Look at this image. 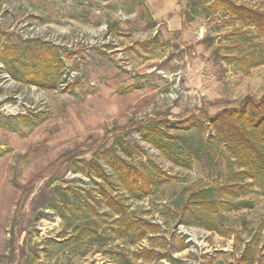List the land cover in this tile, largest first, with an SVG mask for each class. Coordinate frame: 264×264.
Returning a JSON list of instances; mask_svg holds the SVG:
<instances>
[{
    "label": "rangeland",
    "instance_id": "rangeland-1",
    "mask_svg": "<svg viewBox=\"0 0 264 264\" xmlns=\"http://www.w3.org/2000/svg\"><path fill=\"white\" fill-rule=\"evenodd\" d=\"M0 55V264H264V195L222 191L224 160L169 158L171 142L209 143L208 116L264 95V61L233 58L264 60L255 27L213 0H0ZM142 120L181 122L169 150ZM108 158L145 171V189Z\"/></svg>",
    "mask_w": 264,
    "mask_h": 264
},
{
    "label": "trees",
    "instance_id": "trees-1",
    "mask_svg": "<svg viewBox=\"0 0 264 264\" xmlns=\"http://www.w3.org/2000/svg\"><path fill=\"white\" fill-rule=\"evenodd\" d=\"M213 5L217 9H225L235 20L244 25L255 27L259 31V34L264 37V9H259L237 0H213ZM230 35H240L245 39L246 33L240 30H233ZM206 39L209 40L208 38ZM234 42L236 46H240L238 40ZM4 57V55H0V61L4 60ZM227 57L229 56L225 55V58ZM233 58L244 60V62L248 63L249 67H253L264 61L261 58H257V60L254 57L233 56ZM27 76L29 81L35 83L34 72L29 73ZM186 121L190 124L195 123V119L192 117ZM205 121L209 122L214 130V133L210 134L209 143L202 137L197 142L196 147L193 143L185 141L184 138L182 139L185 142L182 144L171 142L169 158L174 163L183 167L192 166L195 158L203 159L205 157L209 164L213 162L217 164L218 161L224 160L229 176V184L221 186L220 189L222 191L235 197L243 196L255 190L264 195V95L257 99L246 96L241 101L240 106L224 108L215 115L208 116ZM180 123L169 120L160 122L142 120L138 126L144 141L169 150V146L160 145V141H164L161 139L162 135L167 134L166 130L169 125H179ZM196 123L198 130L200 132L203 131V121L197 120ZM121 143L123 144L124 142ZM82 153L77 155H82ZM108 160L116 167L120 179L131 191L139 193L138 191L145 189V185L139 181V178L143 180V183L148 181L149 176L145 171L127 163L122 166L121 162L112 160L111 158H108ZM86 164L92 169L93 177L106 178L105 169L99 160L92 158ZM81 170L85 171V168L81 167ZM206 192L204 190L199 194H205ZM110 202L118 206L119 212L123 211V204L115 201ZM225 205L229 209H238L240 207H252L253 201L252 199L239 200V202L230 201ZM35 206L42 207L41 204H36ZM116 259L117 264H147L133 261L124 252H119ZM170 259L172 261L175 260L174 258Z\"/></svg>",
    "mask_w": 264,
    "mask_h": 264
}]
</instances>
